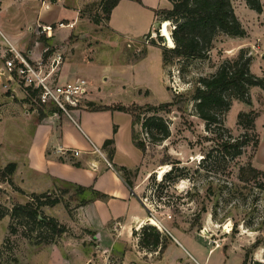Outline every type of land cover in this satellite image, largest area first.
Here are the masks:
<instances>
[{
  "label": "rangeland",
  "instance_id": "374dc122",
  "mask_svg": "<svg viewBox=\"0 0 264 264\" xmlns=\"http://www.w3.org/2000/svg\"><path fill=\"white\" fill-rule=\"evenodd\" d=\"M31 1L0 0V210L30 200L31 192L22 189V172H18L17 166L25 162L26 145L34 126L45 121L49 113L63 115L51 105L40 104L36 95L30 97L26 88L4 70V37L22 31L25 35H22L24 38L21 44L26 50L34 40H38L41 47L62 50L66 56V42L56 44L54 41L63 40V33L71 29L57 25L74 23L69 42L90 41L92 44L96 39L99 43L96 45L98 52L92 53V46L86 52L77 48L74 51L72 61H78L79 65V73L76 75L89 84L88 94L83 98L81 107L91 109L88 103H92L90 100H94L93 96L104 104L128 107L134 104L159 106L176 98L166 111H142L137 119L136 115L132 116L133 138L145 146L140 165L142 174L131 172L122 175L133 186L139 187L140 196H148L146 204L153 215L146 211L147 216L157 225L148 220L143 225H153L170 239V233L176 230L190 235L189 241L200 255L215 248L209 264H241L247 249H250L247 264H255L256 261L264 263V172L256 169L258 173L252 176L254 173L249 170L250 167L254 168L251 161L257 137L256 120L264 116V90L251 87L248 90V103L231 99L229 110L218 116L219 125H207L198 118L192 100L198 80L214 74L220 64L236 59L241 51L245 53V58H250V72L264 81L260 77L263 71L260 64L262 50L259 47L260 38L264 35V0L260 14L249 10L244 0H230L235 16L245 29V37L219 35L206 58L175 60L166 67L165 77L160 50L150 42L154 38L156 44L171 48L162 38V23H153L151 32L145 36L128 35L135 39L122 41L117 46L113 43L117 39L107 31V20L101 13L102 0H80L78 3L77 0H68L66 7H63L64 0ZM36 4L45 11L53 8L51 12H55L54 16L60 21L50 25L54 30L63 29L53 34L52 45L56 47H47L43 37H39L37 25L41 24L27 30V23L34 19L33 8ZM148 4L159 8L169 7L166 0H150ZM57 5L59 7L55 8ZM75 10H78L82 22L76 21L78 17ZM94 19H100L101 22L95 25ZM83 33L89 35L81 39ZM19 52L26 55L25 52ZM87 55L93 57V61L88 64L89 67H82L79 63L82 60L88 61ZM257 62L260 64L258 67ZM93 104V108L103 107L99 102ZM239 114H244L242 125L237 121ZM150 117L163 119L169 130L166 139L151 142L143 128L144 121ZM248 120H253V130ZM234 144H243L239 147L241 154L236 157L232 156L231 147L226 152L224 150V146ZM91 150L94 154L98 153L93 148ZM10 163L15 164V170L12 174H6L4 168ZM162 169L166 173L171 172L159 178L158 173ZM47 191L51 198H58L59 202L52 206H42L41 213L54 217L66 230L58 236L43 231L42 237L52 241L45 243L36 237L43 228L36 229L30 222L22 226L18 220H11L9 215L1 217L0 264H46L51 258L65 264L62 258H69L70 249L96 245L92 236H88L89 231L87 233L76 217L80 197L74 188L59 182L42 192ZM212 210L217 214L214 220ZM197 216L200 221L193 222ZM136 231L137 235H133L135 242L131 241V245L137 257L159 256L158 250L156 253L137 252L138 248L142 249L138 244L140 227ZM179 240L184 248L198 257L184 239ZM256 240L257 245L252 247ZM176 245L187 256L184 258L185 264H198L181 246Z\"/></svg>",
  "mask_w": 264,
  "mask_h": 264
},
{
  "label": "crops",
  "instance_id": "0c3cea01",
  "mask_svg": "<svg viewBox=\"0 0 264 264\" xmlns=\"http://www.w3.org/2000/svg\"><path fill=\"white\" fill-rule=\"evenodd\" d=\"M78 1L80 0H77V3ZM149 1L120 0L112 9L106 26L109 34L117 39V42H113L115 45L119 46L122 41H133L135 38L131 39L132 37L128 36L130 34L138 35L137 37L141 34L142 36L147 35L152 30V24L156 22L154 11L170 7L169 3L168 8L153 7L148 4ZM31 2L35 3L33 0ZM63 3L65 4L63 7L69 4L68 0H64ZM57 7L59 5L55 6ZM52 9L45 11L36 4L33 8L34 19L27 23V30L30 31L32 26L38 23L51 25L60 22L54 16L55 12H51ZM75 11L78 20L75 18L73 20L82 22L83 19L79 17L78 10ZM60 30L63 29H56L53 34L56 35ZM71 30H66L63 33L64 39L58 42L54 41L53 35L48 39L43 37L47 47L57 46L52 45V41L56 44L66 42L64 50L68 53L66 56L63 54V63L56 75L59 83L71 82L79 78L76 75L79 73L78 61L76 63L72 61L76 48L86 52L88 47L92 46V53L99 51L96 46L99 43L96 39L92 44L90 41L69 42L68 37L72 33ZM22 35H25V32L19 31L15 35L5 36L4 39L19 51L25 52L31 60L42 57V49L45 46L41 47L40 41L34 40L30 48L26 50V47L21 44V39L24 38ZM87 35L89 33H83L80 38L84 39ZM260 41L259 47L262 50L260 64L263 71L260 77L264 78V35ZM154 46L159 48L161 54L160 47L157 44ZM60 51L62 53V50ZM87 58L88 61H80L79 64L82 67H89L88 64L93 61L90 55H87ZM260 64L257 62L256 66ZM161 67L165 77L162 57ZM93 99L90 100L92 103L99 102L103 107H114V105L102 103L96 96H93ZM85 108L79 107L72 111L74 113L73 122L64 115L49 113L45 121L34 126L26 145L25 162L17 166L18 172H22L20 174L21 187L30 192L46 191L55 184L63 182L92 187L105 195L103 198H96L78 205L75 211L78 222L87 233L89 231L88 236H92L96 245L74 247L70 249V253L68 252L69 258H62V261L65 264H185L186 255L180 251L176 245L178 244L198 264H209L210 256L215 248L208 249L205 255H200L194 251L192 242L189 241L190 235L178 230L170 233L171 239L166 234V246L159 256L137 257L131 245V241L135 242L133 230H137L147 221V212L137 196L131 194L132 189L139 195V187L132 185L130 188L122 175L125 172L142 174L140 165L143 155L134 144L133 118L128 113L114 109L92 111ZM256 126L258 145L253 153L251 164L255 169L264 172V116L256 120ZM109 140L112 144L105 145V142ZM92 148H96L98 153L94 154ZM59 149H76L79 154L73 159L72 157L61 158ZM115 222H119V228L114 226ZM179 238L184 239L198 257L184 248ZM136 243H134L135 247H137ZM137 252L146 253L147 251L138 248ZM153 253L156 252L153 251ZM46 264L60 263L58 259L51 258Z\"/></svg>",
  "mask_w": 264,
  "mask_h": 264
},
{
  "label": "trees",
  "instance_id": "16d2710c",
  "mask_svg": "<svg viewBox=\"0 0 264 264\" xmlns=\"http://www.w3.org/2000/svg\"><path fill=\"white\" fill-rule=\"evenodd\" d=\"M120 0H102L100 4L101 13L104 15L105 20H109L112 9L117 5ZM139 2V0H130ZM170 7L168 9H158L154 11V17L156 22L165 23L169 22L171 31L170 37L173 42V48L161 49L162 65L164 70L166 67L175 60H196L206 58L212 43L219 35H223L229 38H243L246 35L245 29L240 24L239 20L234 14L230 0H166ZM247 8L257 14H260L263 9L262 0H244ZM101 22L100 19H94L95 25ZM152 44L156 45V41L152 40ZM250 58H245V53L240 52L239 56L234 60H226L218 67L217 71L209 77H201L198 80V86L194 89L192 94V100L194 101V110L198 118H200L207 125H219V114L229 110L230 100L237 99L241 102L248 103L249 100L248 90L251 87H259L264 90V81L262 78L256 77L249 70ZM169 69V68H168ZM168 90V89H167ZM28 95L34 96L36 92H31L26 88ZM176 98H173L172 102L161 104L159 106H136L135 104L128 106H114L93 108V103H88L91 107L90 110H107L114 109L120 112H125L131 116L136 115V119L141 112L148 111H166L170 108ZM55 112V111H54ZM133 118V117H132ZM244 114L237 116L239 125H242ZM248 125L253 127V120H248ZM134 124V121H133ZM218 127V126H216ZM250 127V126H249ZM145 133L150 137L151 142H159L166 139L169 136V130L163 119L160 117H150L143 123ZM134 139V138H133ZM135 141V139H134ZM112 144V141H106L105 145ZM135 146L142 152L144 151V144L142 142H134ZM258 145V136L254 142V149ZM242 145L234 144L229 147L224 146L225 152L228 148H232V156L236 157L241 154L239 147ZM76 165V164H75ZM15 170V164L10 163L5 168L6 174H12ZM255 176L257 170L249 168ZM169 171L163 176H168ZM125 174H128L125 172ZM124 178V177H123ZM125 179V178H124ZM126 183L132 187L130 181L126 180ZM70 187L79 195V205L93 201L96 198L105 197L104 194L94 190L92 187H84L74 183H67ZM59 202L58 198H51L50 193L47 192H31L30 200L25 203H16L10 209L7 207L0 210V218L9 215L11 220H18V223L22 226H26L29 222L35 226V228H43L38 231L36 237L45 243L52 242L47 240L46 237H42V232H48L52 236L59 235L66 230L64 225L59 224L54 217H49L41 213L40 208L45 205H55ZM202 211H205L202 208ZM216 211L212 210V219H216ZM195 221L199 222V216L195 217ZM133 235H137V231L133 230ZM43 238V239H42ZM167 235H163L153 225H142L140 227V236H138V244L142 249L147 252H153L158 250L161 253L166 246ZM40 241V242H42ZM258 243L256 240L252 247H255ZM264 244V241H263ZM250 249H247L244 253L242 263L247 264V258ZM255 264H264L256 261Z\"/></svg>",
  "mask_w": 264,
  "mask_h": 264
},
{
  "label": "built area",
  "instance_id": "2783aa9c",
  "mask_svg": "<svg viewBox=\"0 0 264 264\" xmlns=\"http://www.w3.org/2000/svg\"><path fill=\"white\" fill-rule=\"evenodd\" d=\"M73 25L74 23L66 25L59 23L57 26L72 29ZM37 28L40 37L47 39L52 37L54 31L52 26L37 25ZM43 55H46V57L42 56L37 60H31L6 41V50L2 55L3 68L25 88L31 92H36L40 104L53 106L59 113L73 122L70 113L81 107L80 104L83 98L88 94L89 84L83 78H77L71 82H57L56 75L63 63V53L45 48ZM93 150L97 151L95 148ZM58 151L61 158H73L79 154L77 150L59 149ZM131 194L137 196L149 215H153L146 204L148 196L137 195L132 189ZM149 219L150 217L147 216L148 221ZM114 226L119 228V222H115Z\"/></svg>",
  "mask_w": 264,
  "mask_h": 264
},
{
  "label": "bare ground",
  "instance_id": "6f19581e",
  "mask_svg": "<svg viewBox=\"0 0 264 264\" xmlns=\"http://www.w3.org/2000/svg\"><path fill=\"white\" fill-rule=\"evenodd\" d=\"M169 27H170V23L169 22L162 23L161 32L163 34V38H166V40H167L166 43L169 44V46L171 48H173L174 45H173V42H172L171 37H170L171 35L169 33ZM165 173H166V170L165 169L160 170L159 173H158L159 178H161L163 176V174H165ZM151 222L154 223V225L156 223L154 221H151ZM156 225H157V223H156Z\"/></svg>",
  "mask_w": 264,
  "mask_h": 264
},
{
  "label": "water",
  "instance_id": "95a60500",
  "mask_svg": "<svg viewBox=\"0 0 264 264\" xmlns=\"http://www.w3.org/2000/svg\"><path fill=\"white\" fill-rule=\"evenodd\" d=\"M160 27H161V25H160ZM160 36H161V35H160ZM161 37H162V36H161ZM162 38H163V37H162ZM163 40H164V43L167 42L166 38H163Z\"/></svg>",
  "mask_w": 264,
  "mask_h": 264
}]
</instances>
